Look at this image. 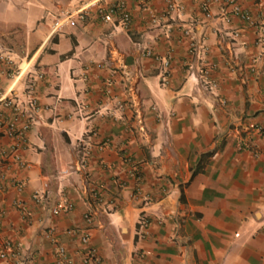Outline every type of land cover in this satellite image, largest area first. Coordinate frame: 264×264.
<instances>
[{"label":"crops","instance_id":"crops-1","mask_svg":"<svg viewBox=\"0 0 264 264\" xmlns=\"http://www.w3.org/2000/svg\"><path fill=\"white\" fill-rule=\"evenodd\" d=\"M117 1L0 0V109L25 99L27 74L40 105L21 142L0 131V251L12 242L25 264H56L58 245L72 264L89 247L106 264H264V0H237L252 21L225 0L172 12L125 0L128 26L98 13Z\"/></svg>","mask_w":264,"mask_h":264},{"label":"built area","instance_id":"built-area-1","mask_svg":"<svg viewBox=\"0 0 264 264\" xmlns=\"http://www.w3.org/2000/svg\"><path fill=\"white\" fill-rule=\"evenodd\" d=\"M228 4L232 6V13L241 16L244 19L251 20L250 13L247 11H244L241 7V5L237 2V0H225ZM167 3V12H172L175 10H179L182 8L181 3L179 0H166ZM203 10L207 17H211L212 12L210 8V3L208 1H205L203 5ZM85 11L81 12L80 14H83ZM116 12H119L121 15V20L123 22L124 26H128L130 23V14L126 9L125 0H118L117 3L110 7H104L100 6L98 8V13L103 21H109L111 16L114 15ZM68 22L71 25H75V19L73 18V15L67 14ZM62 16L57 18L55 21L51 34H55L59 32L61 27L63 26ZM262 33H264V28L262 29ZM232 36L234 38L239 37V32L235 31L232 33ZM8 50V48L6 49ZM145 54L147 56H153L157 61H159L162 65V68L165 72H168L170 68V57H161L157 54H154V52L151 49H146ZM8 62L10 61V58L8 57ZM11 73H14L16 76H20L24 74V70L22 68H18L17 70H13ZM191 74L193 75L194 72L192 71ZM28 76L30 74H27ZM27 76L26 81V91H25V99L22 101H17L15 96L10 95H4L2 96V108L0 109V131H2L7 136L18 140L21 142L24 138L25 132L28 131L31 126L33 125V111H40V105L38 101V97L36 95V80L34 78H29ZM202 83L203 86L206 88H213L215 86V82L211 80L210 74L207 70H203L201 74ZM10 109L11 116L8 117L5 114V110ZM14 154H12L18 162V164L22 167L26 166V163L21 157L20 154V145L13 146ZM7 181H8V175L5 172L4 168L0 166V192L7 189ZM14 187L21 190L24 186L23 181L16 180L15 182H12ZM95 197L100 199L98 192H94ZM33 198L36 201L41 200V194L39 192H35ZM73 208V203L69 200H65L63 204H60L59 206L55 207L53 209L54 213H59L61 210L69 211ZM4 211L2 207L0 206V217L3 215ZM84 218L87 222V224L90 226L93 224L94 221V213L92 211H88L85 213ZM141 225L143 226V233H146L147 227H148V219L145 217H142L140 220ZM81 240L84 244H87L90 240V233L89 231L85 230L83 232ZM56 264H72L73 261L70 259L68 255V251L64 245H58L56 250ZM0 258L6 260L7 264H25V258L21 255L19 251V247L14 246L12 242H7L5 244V248L0 251ZM83 261L85 264L88 263H95V264H106V262L101 258L99 255L97 249L93 247H89L87 251L84 253Z\"/></svg>","mask_w":264,"mask_h":264},{"label":"trees","instance_id":"trees-1","mask_svg":"<svg viewBox=\"0 0 264 264\" xmlns=\"http://www.w3.org/2000/svg\"><path fill=\"white\" fill-rule=\"evenodd\" d=\"M201 169V164L196 168L195 173Z\"/></svg>","mask_w":264,"mask_h":264}]
</instances>
